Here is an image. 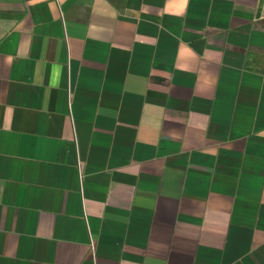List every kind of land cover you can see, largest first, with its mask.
<instances>
[{
	"label": "crops",
	"instance_id": "1",
	"mask_svg": "<svg viewBox=\"0 0 264 264\" xmlns=\"http://www.w3.org/2000/svg\"><path fill=\"white\" fill-rule=\"evenodd\" d=\"M0 264H264V0H0Z\"/></svg>",
	"mask_w": 264,
	"mask_h": 264
}]
</instances>
